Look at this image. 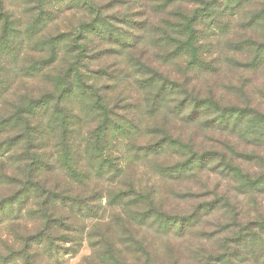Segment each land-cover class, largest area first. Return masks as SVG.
<instances>
[{"label": "trees", "instance_id": "1", "mask_svg": "<svg viewBox=\"0 0 264 264\" xmlns=\"http://www.w3.org/2000/svg\"><path fill=\"white\" fill-rule=\"evenodd\" d=\"M258 3L0 0V225L8 220L11 239L0 264L13 258L43 264L42 257L77 245L81 218L96 215L104 194L122 227L155 224L182 233L211 213L212 205H204L170 214L153 192L140 191L128 177L131 162L120 155L127 143L133 152L151 153L155 163L163 153L177 156L157 163L163 179L214 159L219 163L212 167L226 172L241 194L264 195V113L196 97L175 79L178 73L190 78L195 69L215 71V61L206 60L210 39L232 24L237 30L223 43L232 62L254 73L264 66V4ZM177 124L236 136L246 150L227 142L224 154H198L192 142L181 141ZM136 133L148 141L138 145ZM227 201L214 203L233 215ZM241 227L232 244L223 238L221 253L199 259L257 264L264 219ZM135 234L127 230V245L149 260ZM98 257L103 264H127L114 241L105 240Z\"/></svg>", "mask_w": 264, "mask_h": 264}, {"label": "rangeland", "instance_id": "2", "mask_svg": "<svg viewBox=\"0 0 264 264\" xmlns=\"http://www.w3.org/2000/svg\"><path fill=\"white\" fill-rule=\"evenodd\" d=\"M263 4L264 0H259L258 5ZM235 30L237 29H234L233 24L229 29H217L215 37L210 39L212 47L206 53V60L215 61L217 66L215 71L195 69L193 74H190V78L188 75L181 76V73H178L175 79L180 83L187 82V87L196 97H211L226 106L247 105L264 113V66L258 68L255 73L244 71L232 62L233 55L225 50L223 43L233 36ZM217 41L221 42V45L217 46ZM234 58L240 61L244 60L245 56L237 54ZM215 64L213 62V65ZM173 68L180 71L181 67ZM177 132L182 142L187 140L192 142L198 154L212 150L224 154L228 150L227 142L240 151L246 150L236 136L231 137L228 133L220 135L204 131L198 126L181 124H177ZM133 138L139 145V143L145 144L149 136L136 133ZM119 149L125 162H131L127 169L130 180L135 182V186L140 191L153 192L163 210L170 214L182 215L196 207L212 205L211 213L203 215L195 226L186 227L182 233L171 229L166 231L155 224L126 223L122 227L114 218V209L108 204L104 194L101 205L96 206V215L92 213L81 218L84 222L79 229V243L74 246L66 244L52 258L42 257L43 264H103L98 257V252L103 249L105 240L116 243L117 248L123 252L125 263L144 264L147 260L145 253L133 251L130 245H127L128 239L124 238L127 230L137 232L134 237L142 243L145 252L149 255L147 260L149 264H204V261L199 258H213L221 253L220 246L223 238H227L232 244V238L239 225H242L240 228L242 229L243 225H251L255 221L264 219V195L241 194L235 181L226 172L220 167H212L219 161L213 159V163L209 165H199L180 178L168 180L161 178L158 164L164 159H176L177 156L171 157L167 154L164 156L163 153L159 161L155 163L152 162L151 153L146 155L142 152H133V149L128 147V143L127 146L119 147ZM230 156L231 154L228 153L226 160ZM225 198H228L227 202L234 207L233 215L223 203H214ZM218 206L220 207L217 208ZM122 218H124L123 215ZM8 223V220H4L0 225V255L2 256L7 255L11 246V239L7 232ZM28 225L31 227L30 223ZM238 250L242 251V248ZM261 252L257 264H264V250ZM250 263L254 264L252 261ZM8 264H23V262L13 258Z\"/></svg>", "mask_w": 264, "mask_h": 264}]
</instances>
